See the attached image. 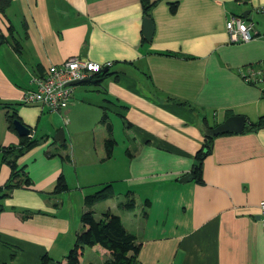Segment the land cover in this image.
Wrapping results in <instances>:
<instances>
[{"label":"crops","instance_id":"obj_1","mask_svg":"<svg viewBox=\"0 0 264 264\" xmlns=\"http://www.w3.org/2000/svg\"><path fill=\"white\" fill-rule=\"evenodd\" d=\"M10 1L0 14V264H41L44 256L48 264H65L83 229L82 189L118 182L133 193L134 209L118 208L124 199L118 193L96 203L94 217L110 211L120 218L141 244L140 264H264V223L256 211L264 201V125L251 127L264 116L263 16L257 13L264 0H149L150 41L139 0ZM246 11L259 36L230 43L225 24ZM72 57L112 65L98 83L74 86L64 111L21 105L33 77ZM248 70L256 73L252 83L242 77ZM7 112L38 141L16 161L18 181L28 178L31 185L10 191L2 189L11 176L2 150L18 148L20 137L9 130ZM104 113L117 146L109 159ZM230 116L245 118L244 131L212 137L202 181L181 183L205 142L204 126ZM59 129L62 144L52 137ZM60 176L68 190L74 185L81 192L73 216L68 190L53 193ZM84 255L89 264L110 260L99 247Z\"/></svg>","mask_w":264,"mask_h":264},{"label":"trees","instance_id":"obj_2","mask_svg":"<svg viewBox=\"0 0 264 264\" xmlns=\"http://www.w3.org/2000/svg\"><path fill=\"white\" fill-rule=\"evenodd\" d=\"M143 9V13L146 19L148 17V11L151 8L149 0H139ZM10 0H0V14L4 15L5 9L10 5ZM178 1L169 3V9L171 14H174L177 10ZM106 73L101 72L96 74L93 78H98L97 83ZM22 105V104H21ZM19 120L16 113L12 112L6 113V121L9 130L15 132L13 128V121ZM101 123L107 128L109 137L104 141L105 148V159H109L112 156L113 147L115 141L111 138V125L108 122V117L104 113L101 118ZM264 125V116L259 118L258 122L251 124L252 128H259ZM206 129V125L204 126ZM210 137H206L205 142L201 149L195 155V161L191 169V175L193 179L197 182L202 181V163L204 159L210 154ZM38 141L34 140L32 137H22L19 138V147H7L2 150L3 162L10 168L11 176L10 181L7 185L3 186L2 189L12 190L16 187L24 185L25 187L30 186L31 182L28 178H24L22 181H18L19 171L17 170L16 161L25 152L35 146H37ZM1 189V188H0ZM68 190L67 184L63 178L60 176L53 188L54 194L64 193ZM114 195L112 184L104 185L100 190L94 194L87 195L84 197V203L86 206V211H84L80 217V222L83 229L75 234L74 242L69 250L66 257H64L65 264H80L85 248H95L99 247L110 255V260L105 264H140L137 261V255L141 249V244L137 242L136 237L128 232L123 226L120 218L111 213L110 211H105L101 214V219L96 220L94 215L93 206L101 201H106L111 199ZM148 201L145 202V205ZM135 207V199L131 191L124 195V199L118 203V208L131 211ZM50 259L44 256L41 260V264H48Z\"/></svg>","mask_w":264,"mask_h":264},{"label":"built area","instance_id":"obj_3","mask_svg":"<svg viewBox=\"0 0 264 264\" xmlns=\"http://www.w3.org/2000/svg\"><path fill=\"white\" fill-rule=\"evenodd\" d=\"M257 13L263 16L262 37H264V7ZM225 29L230 43H247L259 36L256 31V23L252 19L247 20L238 15L229 17ZM111 65L110 62L98 64L82 57L69 58L60 65L50 66L44 76L33 77L34 89L26 91L20 103L24 106H40L50 113L64 111L71 101L74 90V86L67 85L68 83L89 81ZM253 75L256 73L253 70H248L242 77L246 83H252ZM263 79L264 72H261L258 81ZM256 211L259 219L264 223V201L257 204Z\"/></svg>","mask_w":264,"mask_h":264},{"label":"water","instance_id":"obj_4","mask_svg":"<svg viewBox=\"0 0 264 264\" xmlns=\"http://www.w3.org/2000/svg\"><path fill=\"white\" fill-rule=\"evenodd\" d=\"M242 17L244 19L250 20L251 16L249 15V12L246 11L242 14ZM153 35V23L150 19H143V36L147 41H150ZM1 44V39H0ZM103 72H106V69L103 70ZM88 80L84 81H75L70 82L67 85L70 86H77L83 82H86ZM246 120L242 116H230L226 120H224L222 123L218 124L215 127L212 128H206L204 129V134L206 137H216L225 133H234L239 134L242 133L245 129ZM13 128L17 135L22 137H30L32 130L25 126L21 121L14 120L13 121ZM53 141L57 144H62L64 141V133L63 129L57 130V132L53 136ZM193 179V176L191 174H186L182 178L179 179L181 183L189 182ZM259 219V217L257 218Z\"/></svg>","mask_w":264,"mask_h":264},{"label":"rangeland","instance_id":"obj_5","mask_svg":"<svg viewBox=\"0 0 264 264\" xmlns=\"http://www.w3.org/2000/svg\"><path fill=\"white\" fill-rule=\"evenodd\" d=\"M261 26H263V25H261ZM44 117L45 116H49V114L48 113H45L44 115H43ZM125 124V123H124ZM113 127H114V137L116 138V139H118V141H120L119 142V145L120 146H122L123 144H125V140H124V138H123V134H121L120 133V127H119V125H118V122L117 121H115V122H113ZM33 133V132H32ZM35 134H36V138L39 140V141H41L42 139H46V137H44V138H41V136H42V134H43V131H42V128H41V126L39 125L37 128H36V132H35ZM53 137V136H52ZM52 137H51V139H52ZM111 138H112V136H111ZM114 138V139H115ZM113 139V138H112ZM115 141V140H114ZM117 141V140H116ZM51 142V141H50ZM116 148H117V146H116V142H115V144H114V147H113V151H112V156L115 154V152H116ZM113 159L115 160V162L117 161V162H119V157H117V156H114L113 157ZM92 167V166H91ZM104 185H102V186H99L98 188H90V189H88V188H83L82 189V192L84 193V196H87V195H91V194H94L95 192H97L98 190H100L102 187H103ZM75 188V186L74 185H72V186H70L69 187V190H68V195H66L67 196V204H66V206L68 207V205L70 204L71 205V212L69 213V214H71L72 216L73 215H75V212H77L78 211V209H80V206H79V203L77 202V201H79L80 199H81V192L80 191H78V190H76V189H74ZM112 189H113V192L115 193L114 195H117V197H118V193H122V197L128 192L127 191V188H125V186L122 184V183H116V184H112ZM118 189V190H117ZM67 192V191H66ZM139 193L141 194V195H144V194H146V193H144V191L142 190V189H139ZM139 200H143V198H138L137 197V202L139 203ZM137 203V204H138ZM67 207H65V209L67 208ZM103 212L105 211V210H102ZM70 215V216H71ZM82 215V214H81ZM71 216V217H72ZM96 217L98 218V216L96 215ZM68 254V253H67ZM67 254H65V256H63V257H66L67 256ZM83 254H84V252H83ZM60 259H63V258H60ZM81 262H82V264H89V262H90V260L88 261V259H87V256L86 255H84V256H82V260H81ZM81 264V263H80Z\"/></svg>","mask_w":264,"mask_h":264}]
</instances>
